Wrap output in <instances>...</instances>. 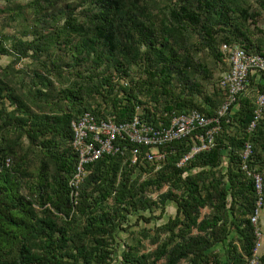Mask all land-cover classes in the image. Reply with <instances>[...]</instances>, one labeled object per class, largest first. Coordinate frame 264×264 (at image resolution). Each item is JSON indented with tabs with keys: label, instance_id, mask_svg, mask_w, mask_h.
<instances>
[{
	"label": "trees",
	"instance_id": "obj_1",
	"mask_svg": "<svg viewBox=\"0 0 264 264\" xmlns=\"http://www.w3.org/2000/svg\"><path fill=\"white\" fill-rule=\"evenodd\" d=\"M0 1L7 22L24 26L19 35L0 30V56L13 58L0 67V264H249L257 195L240 164L249 143L264 201V114L247 131L264 74L220 118L208 151L176 166L198 129L165 146L156 169L146 148L130 164L124 142L123 155L86 167L75 199L69 124L84 112L125 122L137 108L152 124L190 110L214 116L224 95L217 83L205 91L213 79L201 54L222 72L223 44L264 57V0ZM26 59L30 68L16 69ZM167 203L173 217L131 230L132 216L149 224ZM145 240L154 249L141 253Z\"/></svg>",
	"mask_w": 264,
	"mask_h": 264
},
{
	"label": "built area",
	"instance_id": "obj_2",
	"mask_svg": "<svg viewBox=\"0 0 264 264\" xmlns=\"http://www.w3.org/2000/svg\"><path fill=\"white\" fill-rule=\"evenodd\" d=\"M223 62L226 66L221 73L217 86L223 92L224 100L212 117H206L196 110L181 113H171L167 120H160L157 124L144 121L139 108L127 121L117 123L114 117L105 116L98 118L89 112H84L71 120L69 126L72 134L71 148L77 156L74 173L68 181L69 195L75 199L78 190L88 175L87 166L97 161L104 155L121 154L125 150L126 142L131 146L130 164L139 161L141 148L143 160L158 165L167 155L165 146L191 135L196 130L202 133L196 135V143L184 154L177 163V167L184 166L195 155L208 151L213 143L214 135L219 131V120L225 116L230 108L236 105L239 97L248 94L249 79L257 81L264 74V57L258 54H247L238 45L223 44L220 49ZM264 114V93L259 94L254 102L252 120L248 125L251 132L258 120ZM251 145L246 143L241 152L240 170L246 178L253 182L257 195L255 208L250 216V223L254 227L255 246L253 258L249 264L257 263V249L261 233L256 228L264 201L262 196V178L260 174L249 167ZM8 163V161H7Z\"/></svg>",
	"mask_w": 264,
	"mask_h": 264
},
{
	"label": "rangeland",
	"instance_id": "obj_3",
	"mask_svg": "<svg viewBox=\"0 0 264 264\" xmlns=\"http://www.w3.org/2000/svg\"><path fill=\"white\" fill-rule=\"evenodd\" d=\"M16 3L19 4H27L30 0H14ZM4 8V2L0 1V9ZM264 16V14H262ZM7 15L6 14H0V30L2 31L3 34H6L8 36H12V35H19L22 31L24 26H19L16 25L14 23H10L7 22L6 20ZM259 28L264 30V20L260 21L259 24ZM201 57L204 58L207 63H208V67L211 70V74H212V81L210 82H206L204 83V89L207 93H210L212 91V87L217 83L221 73H222V66L221 65H215L210 59H207L205 57V54H201ZM13 60L12 57H4V56H0V67H5L7 64H9L11 61ZM30 60L26 59V60H22L20 61L15 67L16 69H19L21 67H25V69L30 68ZM214 83V85L212 86V84ZM163 191L165 190L162 189ZM156 194H153L152 196L155 197ZM159 212H156L155 215L157 216ZM209 213L208 209H203L201 210V216L206 215ZM175 214V205L173 203H167L165 208H164V214L161 217V219L159 220H154L152 222H150L149 224L143 223V222H138L136 223V219L135 217H131V222L130 225L131 226V230H135V231H139L140 229L147 227V228H152L155 225H160L162 223H165L167 221V219L169 217H173ZM264 215V207L262 208L261 214H260V220L259 223L257 225V229L258 231L261 233V239L259 241V245H258V249H257V256H260L262 254H264V221L262 220V218ZM261 223V224H260ZM120 239H125L126 235L125 233H120L119 234ZM144 247L140 250L141 253H146L149 252L151 250L154 249L153 246H150L148 244V241L145 240L143 242ZM122 248H120V252H121ZM214 252H216L218 254V256L221 258L222 263L224 262V255H225V249L223 247H221L220 245L216 246L213 250ZM119 252V253H120ZM157 264H163V261H158ZM180 264H186V262L182 261L180 262Z\"/></svg>",
	"mask_w": 264,
	"mask_h": 264
},
{
	"label": "crops",
	"instance_id": "obj_4",
	"mask_svg": "<svg viewBox=\"0 0 264 264\" xmlns=\"http://www.w3.org/2000/svg\"><path fill=\"white\" fill-rule=\"evenodd\" d=\"M263 217H264V215H263ZM262 220L264 221V218H262ZM261 224V223H260Z\"/></svg>",
	"mask_w": 264,
	"mask_h": 264
}]
</instances>
